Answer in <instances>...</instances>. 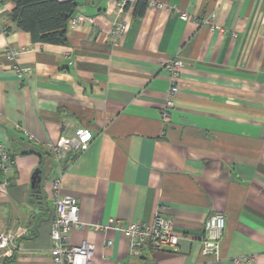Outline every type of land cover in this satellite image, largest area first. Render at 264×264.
<instances>
[{
    "label": "crops",
    "instance_id": "crops-1",
    "mask_svg": "<svg viewBox=\"0 0 264 264\" xmlns=\"http://www.w3.org/2000/svg\"><path fill=\"white\" fill-rule=\"evenodd\" d=\"M76 1L83 19L59 45L15 28V4L0 0V143L13 159L0 173V235L22 231L0 264H54L60 174L81 221L175 222L178 251L140 256L117 229L75 226L67 242L93 243L91 264H264V0H155L143 15L120 12L121 0ZM120 20L129 26L114 39ZM174 57L185 67L166 116ZM79 127L92 131L88 148L57 162L53 146ZM215 212L226 228L212 259L200 248Z\"/></svg>",
    "mask_w": 264,
    "mask_h": 264
},
{
    "label": "built area",
    "instance_id": "built-area-1",
    "mask_svg": "<svg viewBox=\"0 0 264 264\" xmlns=\"http://www.w3.org/2000/svg\"><path fill=\"white\" fill-rule=\"evenodd\" d=\"M138 0H121L119 2V11L123 12L124 8L135 5ZM148 5L159 6L155 0H145ZM182 18L188 19L187 13H182ZM83 17L76 13L73 15L70 24L75 25ZM210 22V20H206ZM126 20H120L110 30L114 39L128 28ZM20 53L17 48L9 50V58L16 59ZM171 77L172 84L168 91L166 103L163 111L167 116L170 108H173L174 100L180 92L178 83L179 74L185 67V62L178 57L172 58L165 63ZM23 70H27L24 69ZM33 138V135H30ZM92 139V131L87 127H79L75 131L74 137L61 136L53 146V153L57 162L65 158L69 151L82 153L85 151ZM12 155L0 143V173H6L12 163ZM62 176H57L52 184V195L55 205V213L52 220L51 254L54 264H91L95 252V245L89 241H83L80 245L68 244L67 232L75 226L89 227L92 229L107 230L114 228L119 230L123 235L130 239V251L133 255H143L146 251L171 250L178 251L179 237L174 232L175 222L172 218L156 214L151 223L146 222H129L124 223L121 219H111L109 224L86 223L80 220L78 200L70 195L61 193ZM204 236L201 240L200 253L208 258L217 259L220 257L221 242L224 237L226 228V218L224 213L215 212L210 215L203 223ZM22 231H7L0 235V258L4 249H10L11 245L15 246V239ZM111 241H108L110 243ZM237 263L253 264L256 261L254 256L243 255L234 259ZM204 264V263H201Z\"/></svg>",
    "mask_w": 264,
    "mask_h": 264
},
{
    "label": "trees",
    "instance_id": "trees-1",
    "mask_svg": "<svg viewBox=\"0 0 264 264\" xmlns=\"http://www.w3.org/2000/svg\"><path fill=\"white\" fill-rule=\"evenodd\" d=\"M8 1L15 4L11 13L15 28L29 32L33 41L59 45L68 44V27L79 4L76 0ZM147 6V1L138 0L135 3V14L143 15ZM38 151L40 154L41 151Z\"/></svg>",
    "mask_w": 264,
    "mask_h": 264
},
{
    "label": "water",
    "instance_id": "water-1",
    "mask_svg": "<svg viewBox=\"0 0 264 264\" xmlns=\"http://www.w3.org/2000/svg\"><path fill=\"white\" fill-rule=\"evenodd\" d=\"M33 178H34V181H35L36 179H38L36 176H34Z\"/></svg>",
    "mask_w": 264,
    "mask_h": 264
}]
</instances>
